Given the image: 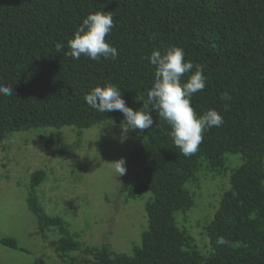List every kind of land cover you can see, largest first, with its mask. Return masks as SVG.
<instances>
[{
    "label": "trees",
    "instance_id": "1",
    "mask_svg": "<svg viewBox=\"0 0 264 264\" xmlns=\"http://www.w3.org/2000/svg\"><path fill=\"white\" fill-rule=\"evenodd\" d=\"M96 11L113 16L106 40L117 48V58L67 56L68 39ZM169 46L203 66L206 87L191 99L195 112L216 109L224 123L206 130L198 151L186 157L169 136L170 125L153 110V126L139 131L128 159L137 168L136 195L151 194L140 245L132 254L108 244L86 246L91 257L67 264H264V0H0V84L14 88L12 96L0 95V142L20 131L71 127L79 144L86 129L122 124V112L100 113L85 94L113 84L128 106L142 108L139 99L147 98L155 79L146 57ZM227 154L240 155L241 163L231 170L229 187L205 226L211 251L204 255L177 214L195 205L187 185L202 169L225 170ZM42 177L35 172L32 187ZM27 204L38 235H62L50 242L58 255L81 249L67 224L48 215L36 195L30 192ZM221 236L228 243L217 244ZM0 243L24 251L13 238Z\"/></svg>",
    "mask_w": 264,
    "mask_h": 264
},
{
    "label": "rangeland",
    "instance_id": "2",
    "mask_svg": "<svg viewBox=\"0 0 264 264\" xmlns=\"http://www.w3.org/2000/svg\"><path fill=\"white\" fill-rule=\"evenodd\" d=\"M139 131L125 134L122 124L108 122L84 130L79 144L71 127L20 131L0 142V238H13L24 249L0 243V264H35L40 260L44 264L81 263L91 257L83 251L86 246L103 244L132 254L147 228L146 203L151 197L148 192L136 195L137 168L128 162ZM122 136H126L123 142ZM121 157L126 160L127 171L117 177L110 162ZM240 163V155L227 154L225 170L202 169L198 180L187 185L195 205L186 213H178L177 223L195 238L204 255L211 251L205 226L229 187L231 170ZM35 172L43 177L32 187ZM132 191L134 198L130 197ZM30 192L48 215L58 216L67 224L81 249L61 257L50 242L62 235L50 232L44 240L37 234L27 206Z\"/></svg>",
    "mask_w": 264,
    "mask_h": 264
},
{
    "label": "clouds",
    "instance_id": "3",
    "mask_svg": "<svg viewBox=\"0 0 264 264\" xmlns=\"http://www.w3.org/2000/svg\"><path fill=\"white\" fill-rule=\"evenodd\" d=\"M114 27L111 13L96 11L87 14L82 23L68 39L65 53L73 59L86 56L92 60L116 59L117 48L106 40V36ZM57 52H62L64 44L55 45ZM147 60L155 67V79L147 98H141L143 107L133 109L128 106L121 95V89L113 84L95 86L85 94L84 100L100 113L120 111L124 115L122 131L145 130L153 126L151 112L155 110L161 120L170 125L169 136L180 152L188 157L194 155L203 141V133L224 123L223 116L216 109H208L198 115L192 104V97L206 87L203 66L185 60L184 50L177 46H169L164 50L154 49ZM194 70V71H193ZM190 73L182 82V77ZM14 88L0 84V95L12 96ZM222 99H227V93ZM126 136L121 137V142ZM113 172L118 176L126 174V160L121 157L110 162ZM228 243L224 237L217 239V244Z\"/></svg>",
    "mask_w": 264,
    "mask_h": 264
}]
</instances>
